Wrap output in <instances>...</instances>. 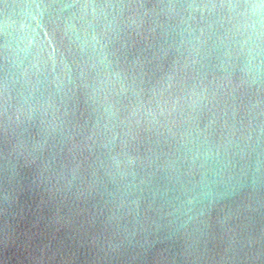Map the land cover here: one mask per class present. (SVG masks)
<instances>
[{
  "label": "water",
  "instance_id": "95a60500",
  "mask_svg": "<svg viewBox=\"0 0 264 264\" xmlns=\"http://www.w3.org/2000/svg\"><path fill=\"white\" fill-rule=\"evenodd\" d=\"M0 264H264V0H0Z\"/></svg>",
  "mask_w": 264,
  "mask_h": 264
}]
</instances>
